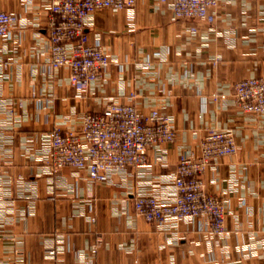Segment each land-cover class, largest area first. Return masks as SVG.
Returning <instances> with one entry per match:
<instances>
[{
	"label": "crops",
	"instance_id": "0c3cea01",
	"mask_svg": "<svg viewBox=\"0 0 264 264\" xmlns=\"http://www.w3.org/2000/svg\"><path fill=\"white\" fill-rule=\"evenodd\" d=\"M48 6L0 0L20 19L0 41V264H264V114L243 113L232 95L236 82L264 78V0H218L211 25L174 20L157 0L93 12L88 42L112 63L81 100L68 68L48 66ZM109 103L165 113L174 142L108 182L71 168L53 174L47 133L76 130L85 112ZM208 130H230L237 146L202 176L223 200L224 233L209 235L199 219L158 226L135 216L137 194L172 200L167 175ZM158 152L163 164L153 162Z\"/></svg>",
	"mask_w": 264,
	"mask_h": 264
},
{
	"label": "built area",
	"instance_id": "2783aa9c",
	"mask_svg": "<svg viewBox=\"0 0 264 264\" xmlns=\"http://www.w3.org/2000/svg\"><path fill=\"white\" fill-rule=\"evenodd\" d=\"M138 0H49L48 43L51 70L66 67L73 97L86 96L88 85L102 78L112 59L96 39L88 42L85 32L90 15L102 9L131 11ZM166 5L174 20L196 21L211 25L218 0H157ZM19 17L0 10V41L8 43ZM196 32V26L189 28ZM71 53L67 54L66 45ZM236 106L246 114H264V78H249L233 85ZM134 98V95H130ZM224 98V96H221ZM196 135V132H193ZM46 150L53 174L63 168L86 171L89 180L108 182L127 169L146 167L148 153L162 144H171L176 132L171 119L158 110L145 115L133 103H109L101 113L85 112L76 130L54 128L47 133ZM237 153L230 130H208L202 136L198 152L180 155L174 170L167 175L172 183V200L159 193L137 194L134 215L148 223L164 226L168 222L199 219L211 236H220L225 229V206L220 196L209 194L202 179L206 170L219 159ZM153 162L163 164L158 152ZM94 221V218L91 219ZM97 243L92 245L95 253Z\"/></svg>",
	"mask_w": 264,
	"mask_h": 264
}]
</instances>
